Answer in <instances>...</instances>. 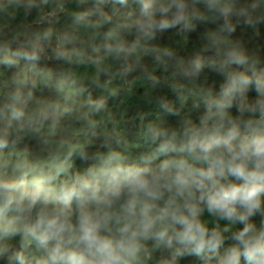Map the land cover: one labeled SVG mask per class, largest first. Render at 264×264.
I'll return each mask as SVG.
<instances>
[{
	"label": "clouds",
	"instance_id": "1",
	"mask_svg": "<svg viewBox=\"0 0 264 264\" xmlns=\"http://www.w3.org/2000/svg\"><path fill=\"white\" fill-rule=\"evenodd\" d=\"M0 264H264V0H0Z\"/></svg>",
	"mask_w": 264,
	"mask_h": 264
},
{
	"label": "trees",
	"instance_id": "2",
	"mask_svg": "<svg viewBox=\"0 0 264 264\" xmlns=\"http://www.w3.org/2000/svg\"><path fill=\"white\" fill-rule=\"evenodd\" d=\"M192 39H193V40H195V39H196L195 35H193Z\"/></svg>",
	"mask_w": 264,
	"mask_h": 264
}]
</instances>
